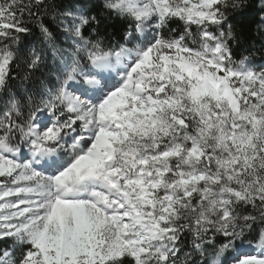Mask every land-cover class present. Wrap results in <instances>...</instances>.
<instances>
[{
    "label": "snow or ice",
    "instance_id": "snow-or-ice-1",
    "mask_svg": "<svg viewBox=\"0 0 264 264\" xmlns=\"http://www.w3.org/2000/svg\"><path fill=\"white\" fill-rule=\"evenodd\" d=\"M0 264H264V0H0Z\"/></svg>",
    "mask_w": 264,
    "mask_h": 264
},
{
    "label": "trees",
    "instance_id": "trees-1",
    "mask_svg": "<svg viewBox=\"0 0 264 264\" xmlns=\"http://www.w3.org/2000/svg\"><path fill=\"white\" fill-rule=\"evenodd\" d=\"M253 31H255V26L253 25Z\"/></svg>",
    "mask_w": 264,
    "mask_h": 264
}]
</instances>
